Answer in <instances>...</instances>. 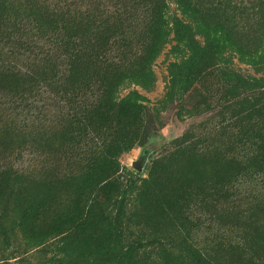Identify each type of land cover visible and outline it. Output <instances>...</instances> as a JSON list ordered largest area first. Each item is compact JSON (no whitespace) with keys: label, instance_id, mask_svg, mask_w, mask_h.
<instances>
[{"label":"rangeland","instance_id":"1","mask_svg":"<svg viewBox=\"0 0 264 264\" xmlns=\"http://www.w3.org/2000/svg\"><path fill=\"white\" fill-rule=\"evenodd\" d=\"M133 1L144 27L152 0ZM161 2L160 48L108 51L98 76L64 59L61 82L0 70V264H264V0ZM7 4L10 52L25 15ZM133 93L142 109L115 106Z\"/></svg>","mask_w":264,"mask_h":264},{"label":"trees","instance_id":"2","mask_svg":"<svg viewBox=\"0 0 264 264\" xmlns=\"http://www.w3.org/2000/svg\"><path fill=\"white\" fill-rule=\"evenodd\" d=\"M7 1L11 11L20 14L21 17L25 15V20L22 18L25 24L23 27H19L21 31L16 33L17 37L23 35V38L20 39L24 42L17 45L18 40H16L14 49L9 52L7 47L2 45L4 39H0V49H7L6 57L8 60V65L2 59L0 60V70L7 72L15 71L17 74L24 75L26 71L33 73L40 70L45 74L54 72V79L56 77L61 82L63 72L58 73L53 70L54 61L64 59L72 61L73 64L81 62L85 66H89V69L94 68L95 74L98 76L100 72L99 64L105 65L107 61L115 58L108 51L119 50L122 47L131 48L137 44L141 47L160 48L163 39L169 34V31H162V28H167L164 23L165 2L162 3V0H152L147 6H141L146 9V13L143 15L147 17L143 19L144 27H135V23L132 22V11L136 8L133 0ZM182 7L184 8L183 5ZM40 10H44V12L40 13ZM133 30L138 32L135 33ZM72 31L75 32V36ZM1 52L3 53V50ZM18 62L20 66H17ZM66 67H68V64ZM69 71L75 72V70ZM66 73L67 68L65 75ZM153 78L149 72L148 77H141V83L148 84ZM242 82L239 81L240 87H243ZM86 83H81L83 88L87 87ZM44 85L45 88H41V97L48 96L52 98L51 91H49L51 86L49 81H44ZM65 85L69 88L67 87V91L64 88V96H62L68 106L63 107L62 112L65 113L63 119L67 117V123H69L71 117L69 111L72 110L69 103H75V94L71 92L68 83H65ZM87 89L94 96L93 88L88 86ZM78 92L81 94L80 88H78ZM97 94L100 96L99 91H97ZM140 100L141 98L133 93L115 106L140 110L142 108L137 104ZM39 103L43 104L44 102ZM36 107L40 108L41 106L38 104ZM149 146L148 150L142 152L146 153L148 158L149 155L156 154L160 149L156 140H152ZM263 182L264 174L262 172L254 174L250 185L251 190H257ZM122 260L127 261L125 258Z\"/></svg>","mask_w":264,"mask_h":264},{"label":"water","instance_id":"3","mask_svg":"<svg viewBox=\"0 0 264 264\" xmlns=\"http://www.w3.org/2000/svg\"><path fill=\"white\" fill-rule=\"evenodd\" d=\"M147 162H148L147 154L146 153H142L140 155V157L136 161L132 162V168L136 172L142 174L144 172V170H145V166H146Z\"/></svg>","mask_w":264,"mask_h":264}]
</instances>
